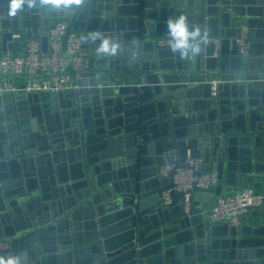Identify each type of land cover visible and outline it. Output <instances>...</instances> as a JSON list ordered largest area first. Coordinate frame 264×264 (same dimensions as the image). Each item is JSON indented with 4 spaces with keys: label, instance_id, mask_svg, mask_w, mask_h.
<instances>
[{
    "label": "water",
    "instance_id": "water-1",
    "mask_svg": "<svg viewBox=\"0 0 264 264\" xmlns=\"http://www.w3.org/2000/svg\"><path fill=\"white\" fill-rule=\"evenodd\" d=\"M7 4L0 0L1 51L20 48L24 32L31 38L62 16L92 57L79 87L53 93L49 108L38 94L0 95V238L10 239L0 256L19 254L24 264H264V208L249 207L239 227L207 212L226 194L223 185L264 183V0H87L45 18L43 8L9 17ZM181 14L219 37L217 56L213 46L195 57L156 47L155 22ZM90 32L122 50L100 55ZM42 41L47 50V35ZM66 72L75 76L72 64ZM172 148L177 166L189 153L221 181L214 192L193 186L188 215L174 170L157 177ZM165 190L168 207L157 205Z\"/></svg>",
    "mask_w": 264,
    "mask_h": 264
},
{
    "label": "built area",
    "instance_id": "built-area-1",
    "mask_svg": "<svg viewBox=\"0 0 264 264\" xmlns=\"http://www.w3.org/2000/svg\"><path fill=\"white\" fill-rule=\"evenodd\" d=\"M230 7V6H229ZM69 26L68 20H61L55 24H50L40 31L41 35H47V50H44L40 39L29 38L26 43H22L19 51H1L0 52V73L33 75L51 73L50 77L33 79L25 78L21 83H16L18 77H0V95H33L59 93L61 91L78 88L77 82L82 78L81 70L88 66L92 57L91 46H85L86 42L80 31L72 30L67 34ZM243 29L239 44L243 47L242 54L246 52ZM67 34V35H66ZM19 33H14L13 38H20ZM219 37L207 36L204 44L208 46L213 44V55H218ZM89 44V43H88ZM155 45L158 48L168 47L167 33L155 39ZM69 64H72L75 70V76L66 72ZM219 79L211 82V94L216 97L219 91ZM164 161L158 165L157 177L167 178L172 170L173 189L176 192H182L183 196L179 199L184 214L191 213V189L196 186L195 192H214L216 186L221 182L217 171L213 170L209 164H206L203 158H193L187 154L186 159L177 166L175 160L178 159L177 150L172 148L164 152ZM226 194L215 198L214 206L207 212L212 220H219L228 223L230 226L239 227L241 218L248 212L249 207L264 208V190L256 192L249 186L241 185L236 187L222 186L221 192ZM170 190H165L160 194V200L157 205L168 207L172 202ZM220 192V193H221ZM196 201V200H195ZM195 204V202H194ZM196 206V204H195ZM10 247V239L0 238V252Z\"/></svg>",
    "mask_w": 264,
    "mask_h": 264
},
{
    "label": "clouds",
    "instance_id": "clouds-1",
    "mask_svg": "<svg viewBox=\"0 0 264 264\" xmlns=\"http://www.w3.org/2000/svg\"><path fill=\"white\" fill-rule=\"evenodd\" d=\"M86 2L87 0H8L7 15L16 17L19 13L34 8L74 11L84 7ZM207 35L206 28L194 24L183 14L170 17L167 21L168 47L173 54L179 53L182 57L200 55L207 41ZM88 38L93 43L99 41L96 51L102 56H116L123 47L119 41L101 32H90ZM0 264H24V260L19 254L7 258L0 256Z\"/></svg>",
    "mask_w": 264,
    "mask_h": 264
},
{
    "label": "crops",
    "instance_id": "crops-1",
    "mask_svg": "<svg viewBox=\"0 0 264 264\" xmlns=\"http://www.w3.org/2000/svg\"><path fill=\"white\" fill-rule=\"evenodd\" d=\"M43 9H44V11L42 13V15H43L42 17L43 18L48 17V16H51L50 9H47V8H43ZM234 17H235V14H233V18ZM65 19L66 18L65 17H62V16H54V17H51L50 24H55V23H57V22H59L61 20H65ZM42 28L45 29V25L42 24ZM14 33H19V32L18 31H14ZM165 33H167V21H157V22H155V24H154V30L151 31V36L154 37V38H158V37L162 36ZM40 37H41V41H42V35H41L40 32L33 35V38H36V39H40ZM28 39L29 38L26 37V32H24L23 33V41H24V43H26ZM14 40L17 41V42H19L20 38H14ZM42 43H43V41H42ZM208 46L211 47V46H213V44H210ZM19 49L20 48H15V49H10L9 51H11V52H17V51H19ZM211 51H212L211 49L210 50H207L206 49V51H205L204 54L208 55V54H210ZM0 52H1V49H0ZM211 54H213V53H211ZM23 79H25V78L18 77L17 79H15V81H16V83H21L22 81H24ZM51 99H52V94L45 93V94H42L41 95V101L44 104V106L47 107V108H49L48 103L50 102ZM184 100L185 101L186 100L188 101L190 99H188L186 97ZM185 107L189 108V104L188 103L185 104ZM178 110L179 109L175 110V112H178ZM187 112H188V110H187ZM152 171H153V167L147 168V171L145 170V172L147 174H150ZM155 184H156L155 182H149V185L150 186H155ZM245 186H248V185L245 184ZM253 189L256 192H262L264 190V183L255 182L254 183V186H253ZM200 198H202V200L207 199V197H205L204 195L203 196L201 195ZM200 203H201V200H196L195 201V204L196 205H199ZM124 214H125L124 212L118 213L117 215H115L113 218L110 219L111 220L110 223L113 222V221L121 220L122 218H124ZM125 223L126 222H120V225L119 226L124 225ZM117 226H118V224H117ZM85 231H86V229H83L82 232L85 234ZM89 236H91V234H89L88 237Z\"/></svg>",
    "mask_w": 264,
    "mask_h": 264
}]
</instances>
